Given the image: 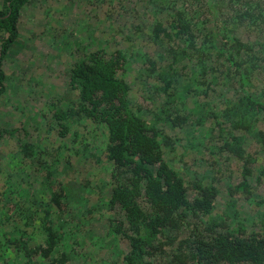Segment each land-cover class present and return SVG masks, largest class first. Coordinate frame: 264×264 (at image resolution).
<instances>
[{
    "label": "trees",
    "instance_id": "16d2710c",
    "mask_svg": "<svg viewBox=\"0 0 264 264\" xmlns=\"http://www.w3.org/2000/svg\"><path fill=\"white\" fill-rule=\"evenodd\" d=\"M33 1L0 0V105H9L5 62L21 43L20 23ZM147 1L148 14L138 13L134 28L147 32L156 54L139 52L146 65L133 83L127 75L136 51L100 41L68 62L70 97H51L35 109L38 127L25 110L19 127L0 120V151L12 139L18 145L10 153L14 167H3L0 153V264H79L82 255L81 264H91L86 251L98 236L111 253L105 264H264V195L254 199L252 183L264 178V0ZM43 126L69 144L51 149L35 138L32 128ZM83 137L98 138L99 149L80 144ZM245 140L258 143L254 154L244 149ZM207 141L213 143L207 147ZM191 150L243 161L226 205H217L214 170L190 171L184 157ZM60 154L74 159L78 171L108 165L110 183L98 177L100 184L80 186L92 194L82 209L72 203L79 187L67 191L68 184L56 180L58 167H47ZM34 168L46 174L40 190L29 173ZM238 194L255 203V215L242 216ZM96 216L103 219L93 222ZM29 230L39 231L41 240Z\"/></svg>",
    "mask_w": 264,
    "mask_h": 264
},
{
    "label": "rangeland",
    "instance_id": "374dc122",
    "mask_svg": "<svg viewBox=\"0 0 264 264\" xmlns=\"http://www.w3.org/2000/svg\"><path fill=\"white\" fill-rule=\"evenodd\" d=\"M149 2L150 1L147 0L33 1L32 5H30L25 11L22 22L20 23L22 35L21 43L16 49H13L9 58L5 62V71L11 81V86L6 95H4V98L9 101V105H0V115L4 114L5 116H0L1 122L9 120L15 127H17L18 118L20 117L22 110H25L28 112V117L26 116L28 118L27 121L32 122L38 127L36 122L37 111L35 109L44 107L51 101V97H70V93H68L69 88L67 77L68 66L70 64H68V62L72 63L74 60L81 57L86 49L89 50L88 52L96 49L97 43L100 41L110 42L113 48L120 46L129 49L132 47L129 50L136 51V60L132 64L134 66L130 67L131 69L127 75L129 82L133 83L135 81V75L138 73V69L146 65L145 59L138 56L139 52L142 51L143 53H149L150 57L156 54L154 52L155 47L153 43L150 42L148 44L149 41L145 39L147 32L139 34L135 31V28L138 27L140 23L139 18H137L139 16L136 15L138 13L142 14L143 12L148 14L147 8L150 6ZM140 19L145 21L146 18L143 17ZM145 29L146 28L144 27L143 31ZM143 33L144 35H142ZM67 42L69 43L67 44ZM51 43L55 46L54 48ZM184 72L185 75L188 74V72ZM135 97L138 98L139 102H142L145 105L144 100L139 98L137 93ZM69 100H71V98ZM12 105H20L19 107L21 108L12 109ZM145 106L154 109L151 103H147ZM192 106L193 104H189V107ZM16 117L17 120L15 119ZM27 121L26 124H28ZM209 123L210 122H207L204 126H200V129L203 132L208 130V127H210ZM49 129L53 130L48 131ZM81 131L83 135L88 132L87 130L85 132L83 129H81ZM31 132L35 138L46 139L49 146L52 147L51 149L57 147L61 148L64 144H69L68 140L58 139V136L55 135V129L50 126L47 128H44L43 126L42 129L38 128L37 130L32 128ZM39 132L42 134H38ZM203 132L199 134H202ZM238 135H241V133H238ZM89 137H92V133ZM84 139L85 138L83 137V142L80 144H86L87 142L84 146L89 145L94 149H99L98 143H100V140L98 143L94 142L97 141L98 138H93L89 142ZM12 140L13 141L10 140L8 143L2 144L3 146L0 151L3 159V167L6 168L15 166V160L12 159L10 153L15 152L18 145L16 144L17 141L15 142L14 139ZM209 142L213 143V141ZM209 142L207 141L205 146L209 147L212 144ZM256 145L258 146L256 140H245L244 149L247 153L254 154L253 151L257 148ZM77 147L80 146L77 145ZM176 153L182 158L181 155L183 154V149L180 147ZM187 153L188 155L184 157V160L189 163L191 172L203 174L207 171L214 170V174L217 178V181H215L214 184L221 189L217 205H226L229 201V195L227 193L229 184L237 185L242 179L244 173L243 161L235 158L231 153H224L222 155L218 150L215 151L216 155L214 157L209 154L206 156L203 154H194L192 150ZM247 153L245 154L247 155ZM58 156V161L54 163L51 162L52 160L50 158L47 167L49 166L52 169L58 167L57 170L59 173L56 180L62 184L67 183V191L69 185H77L79 187L74 191L75 194L77 193V197L76 201L72 203L80 206L81 209L83 208L82 205L85 201L89 203L92 194L84 192L80 186H83L86 181H91L92 184L96 186V184H100L98 177L106 183H110L111 181L110 170L108 169L107 163H105L103 167H99V165L91 166L88 169L78 171V169L76 170L73 167L74 159L69 156L66 161L63 155L60 154ZM71 156L73 157V155ZM40 157H42V154ZM215 158L219 162H217ZM43 159H46V157ZM92 160L94 161V159ZM67 166H70L72 170L67 171ZM250 168L255 171L256 167L250 166ZM29 173L32 178L37 181V184L34 185L40 190V188H38V182L40 179L42 180V178H45V172L41 171V169L34 168V170ZM252 183L256 188L254 199L264 195V178H262L260 183H254L253 181ZM27 185L29 186L30 192L32 189L34 190V188H32L34 185ZM95 186H92V190L93 192L98 193V189ZM107 192L108 189H106L103 194H107ZM191 196H193V194H191ZM237 197L242 200L239 207L242 216L249 218V216L256 214L255 211L257 208L255 203L250 204L249 202H246L243 200L244 197L241 194H238ZM97 199L95 200L92 198V203L96 201V204L98 202ZM99 219H103V217L96 216L92 221L95 222ZM89 225V223L85 225L82 224L80 230H85ZM31 231L33 230H29V232ZM33 232L37 235L36 239L40 241L41 236L39 235V231L35 230ZM77 239H80L79 235L77 236ZM104 240L105 239L102 236H98L96 240L90 243V247L87 248V254L94 259L91 264H105L109 261L111 253L104 249L106 243ZM82 260L83 255L81 256V260L78 258L77 262L81 264Z\"/></svg>",
    "mask_w": 264,
    "mask_h": 264
}]
</instances>
